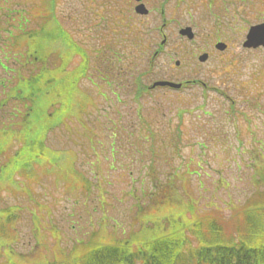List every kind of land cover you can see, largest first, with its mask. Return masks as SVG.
Here are the masks:
<instances>
[{
    "label": "rangeland",
    "instance_id": "374dc122",
    "mask_svg": "<svg viewBox=\"0 0 264 264\" xmlns=\"http://www.w3.org/2000/svg\"><path fill=\"white\" fill-rule=\"evenodd\" d=\"M222 1L226 10L215 19L229 43L226 53L205 63L192 58L191 65H176L177 50L184 49L174 41L177 27L163 32L168 41L162 44L163 19L151 15L146 18L151 43L146 58L131 62L130 75H119L121 66L112 65V55L123 57L130 22V45L138 34L137 20H129L133 0H56L53 18L44 14L45 0H0V49L7 44L14 59L17 53L22 57L21 64L9 63L11 77L0 66V104L5 103L0 129L16 133L0 155V208L12 206L21 213L12 235L13 250L21 258L28 255L33 264L36 258L52 260L57 251L68 253L77 241L93 237L112 244L138 235L143 225L168 214V208L157 206L164 203L161 197L157 204L149 199L158 192L154 180L164 184L172 175L173 195L190 202L197 219L217 220L230 233L245 224L248 211L258 208L253 205H264L263 179L254 173L264 169V48L243 46L248 28L264 20V2L256 0V8L249 9L253 0ZM7 10L30 14L22 32L13 28L17 21H6ZM46 20L77 47L65 68L36 24ZM30 34L37 42L31 50L26 45ZM159 46L164 50L155 55ZM187 78H202L208 86L137 94L159 79ZM21 79L31 81L33 92L19 100L7 97V88ZM43 82L50 84L58 101L47 110V118L29 121L28 108L38 100ZM57 82L66 84L64 92L56 91ZM65 113L73 116L66 118ZM25 125L37 142V161L43 163H36L33 175L2 172L22 145L19 131ZM261 152L262 160L257 156ZM186 207L190 209L182 205ZM6 249L0 248L2 256Z\"/></svg>",
    "mask_w": 264,
    "mask_h": 264
},
{
    "label": "trees",
    "instance_id": "16d2710c",
    "mask_svg": "<svg viewBox=\"0 0 264 264\" xmlns=\"http://www.w3.org/2000/svg\"><path fill=\"white\" fill-rule=\"evenodd\" d=\"M8 52L13 53L11 50ZM70 84L68 80V86ZM2 85L5 88L4 80ZM23 86L22 96L33 92L34 86L31 81L21 79L17 85L7 88L6 96L11 98V95L21 91ZM56 86L58 92V85ZM45 92V88L38 90V100L28 108L29 118L45 119L49 116L47 110L54 109L58 96L51 89V96H45L43 94ZM68 93L70 94V89ZM56 119L59 120V116H56ZM30 128L29 124L28 129ZM25 129L27 130L26 125L19 131V137L23 140L22 146L4 165L2 172L20 170L23 175L29 173L33 175L31 170L36 163H43L37 161L40 157L33 151L37 142L31 139L28 132L29 138L27 137ZM7 130L8 128L0 129V155L5 151L10 139L14 138L13 135H16ZM261 145L263 146V143ZM261 155L262 152L257 156L261 159L263 157ZM254 173L257 177L258 175L262 177L261 181L264 183V169L258 167ZM166 180L164 184L157 179L154 180L158 192L149 200L157 204V197H161L164 203L157 206L160 210L168 208V214L147 226L143 225L138 235H129L126 239H120L112 244L99 243L93 237L81 243L77 241V245L72 246L68 253L57 251L52 260L40 261L36 258L33 264H264V205H253L258 208H251L248 211L245 224L230 233L217 220L197 219L191 203L185 199L183 201L178 195L176 197L173 195L174 175ZM184 204L190 206V209L182 208ZM139 209L142 215L146 213L142 206ZM175 209H178L177 214L174 212ZM20 215L16 207L0 208V248L6 247L8 251L4 255L5 259L0 251V264H31L26 260L28 255L21 258L19 252L13 250L16 241L13 237V227L16 226Z\"/></svg>",
    "mask_w": 264,
    "mask_h": 264
},
{
    "label": "flooded vegetation",
    "instance_id": "af4514ba",
    "mask_svg": "<svg viewBox=\"0 0 264 264\" xmlns=\"http://www.w3.org/2000/svg\"><path fill=\"white\" fill-rule=\"evenodd\" d=\"M261 1L264 2V0ZM140 2H144L150 8V11H153L152 5H150L151 3L148 0H141L139 2L137 1L135 4H133V8L135 9L136 5ZM163 5L165 7H163ZM256 5L257 1L253 0V3L251 5H248V8L254 9L256 8ZM154 6L159 7V10L156 11L163 19L164 26H177L176 33L178 37H174V41L184 47V49H179L178 51L182 53V60L184 59L187 65H191L190 61L192 60V58L198 60L202 54H206L207 59L213 61L218 54H224L229 49V43H227L228 47L225 50H220L217 48V43L224 41L221 32H219V24L215 19L221 13H223L224 10H226V7L222 0H163L161 3L157 2V5ZM166 8L168 9L166 10ZM131 9L128 12L130 14L129 20L131 21V18L137 20L136 29L138 31V34L136 36L138 37L136 38V42L130 45V22L128 26V32H126V34L128 35L124 38L123 41L124 45L122 61H120L121 58H116V60L114 59L113 61H111L113 65L120 62L123 63V74H127L129 72L131 62L141 63L144 58H146L147 52L151 48L150 41L148 40V43L146 39V17L150 14L139 15L134 13V11H132ZM166 12L170 15L168 19L167 17H164ZM185 27H192V29L194 30L195 36L193 40H189L187 35L183 36L179 33V31ZM39 28V30L41 31L45 30L44 24H42ZM208 28H211L212 31L206 32ZM160 31L163 32L164 30L161 29ZM197 41L198 45H195L197 44ZM262 48H264V46L255 48V50ZM95 53H98L97 47L95 48ZM159 53H161V51L157 49L156 54ZM185 80L186 85L182 86L185 88L198 86L200 84L205 87L208 86V81L202 78H187Z\"/></svg>",
    "mask_w": 264,
    "mask_h": 264
},
{
    "label": "water",
    "instance_id": "95a60500",
    "mask_svg": "<svg viewBox=\"0 0 264 264\" xmlns=\"http://www.w3.org/2000/svg\"><path fill=\"white\" fill-rule=\"evenodd\" d=\"M137 11L141 12V13L142 12L143 13L147 12V10L143 8V5L138 6L137 7ZM252 37H254L255 40H258L257 38H259V39L260 38L261 39L264 38V25L261 26V27H254L251 30L250 34H249V39L252 38ZM202 59L204 60L205 57H202ZM157 84L158 85H170V86H173V87H179L180 86V84L167 82V81H161V82H158Z\"/></svg>",
    "mask_w": 264,
    "mask_h": 264
}]
</instances>
